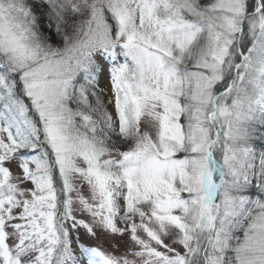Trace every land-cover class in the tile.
Returning a JSON list of instances; mask_svg holds the SVG:
<instances>
[{"label": "snow or ice", "instance_id": "snow-or-ice-1", "mask_svg": "<svg viewBox=\"0 0 264 264\" xmlns=\"http://www.w3.org/2000/svg\"><path fill=\"white\" fill-rule=\"evenodd\" d=\"M0 264H264V0H0Z\"/></svg>", "mask_w": 264, "mask_h": 264}, {"label": "rangeland", "instance_id": "rangeland-1", "mask_svg": "<svg viewBox=\"0 0 264 264\" xmlns=\"http://www.w3.org/2000/svg\"><path fill=\"white\" fill-rule=\"evenodd\" d=\"M100 87L107 89V87H108L107 81L102 79L101 82H100ZM12 171H13L14 174H16V173H18L19 170L16 169L15 166L13 165L12 166ZM84 194L88 195L86 189L84 190ZM80 218H83V219H86V220L88 219V217L86 215L82 216ZM80 235H81V241L83 243H85V244H93V245L98 244L104 250L112 251L113 247L115 245L116 246V254L117 255L125 254L127 252V250H128V248H127V237H124L123 241H121L119 239H109L107 237L101 236L99 241H96V240L87 238L86 235L84 234V230L83 229L80 230ZM129 258L131 259V257H129Z\"/></svg>", "mask_w": 264, "mask_h": 264}, {"label": "trees", "instance_id": "trees-1", "mask_svg": "<svg viewBox=\"0 0 264 264\" xmlns=\"http://www.w3.org/2000/svg\"><path fill=\"white\" fill-rule=\"evenodd\" d=\"M45 32L47 33V32H48V30H47V29H45Z\"/></svg>", "mask_w": 264, "mask_h": 264}]
</instances>
